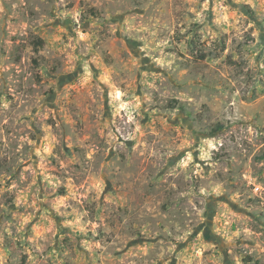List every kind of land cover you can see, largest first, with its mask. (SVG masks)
Wrapping results in <instances>:
<instances>
[{"label":"rangeland","instance_id":"1","mask_svg":"<svg viewBox=\"0 0 264 264\" xmlns=\"http://www.w3.org/2000/svg\"><path fill=\"white\" fill-rule=\"evenodd\" d=\"M0 264H264V0H0Z\"/></svg>","mask_w":264,"mask_h":264},{"label":"trees","instance_id":"2","mask_svg":"<svg viewBox=\"0 0 264 264\" xmlns=\"http://www.w3.org/2000/svg\"><path fill=\"white\" fill-rule=\"evenodd\" d=\"M36 44H37L38 46H41V44H42V43H41V39H38V38H37V39H36ZM205 56H206V54H202V53L200 54V58H204ZM170 106H171V107H175L176 104H175V103H172V104H170Z\"/></svg>","mask_w":264,"mask_h":264}]
</instances>
